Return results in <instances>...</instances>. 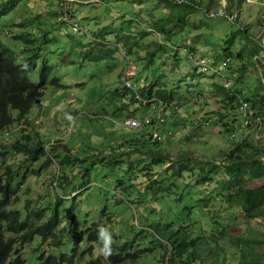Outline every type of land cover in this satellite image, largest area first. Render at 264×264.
Here are the masks:
<instances>
[{"label":"rangeland","instance_id":"rangeland-1","mask_svg":"<svg viewBox=\"0 0 264 264\" xmlns=\"http://www.w3.org/2000/svg\"><path fill=\"white\" fill-rule=\"evenodd\" d=\"M8 1L0 0V4ZM63 10L83 31H72L63 20ZM177 25L180 27L175 28ZM179 28L182 30L176 32ZM164 30L172 32L169 35ZM247 34L263 45L264 0H22L0 20V38L17 54L25 44L14 40L15 35L31 36L35 41L40 57L30 75L33 83H39L46 65L51 70L49 85L29 114L33 126L28 128L39 133L47 156L54 159L46 164L42 157L24 167L15 207L20 208L25 198L34 206L45 207L62 197L61 213L73 231L84 232L101 221L109 244L128 242L132 251L154 249L137 264H167L164 257L172 246L152 240L150 235L157 223L173 222L174 229L191 223L195 236L211 235L219 227L232 233L230 237H261L264 218L247 221L240 206L231 207L218 196L222 166L211 181L202 182L198 176L212 163H225V153L242 140L231 136L235 124L241 125L239 111L223 103L225 95L219 87H226L240 100L255 94L264 98V63L248 58L255 45L250 37L245 39ZM179 47L193 49L217 67L211 64L208 72L196 71ZM226 48L232 54H225ZM240 50L243 58L238 59ZM151 51L153 60L149 62ZM230 56L231 62L223 65ZM213 67L219 72L213 73ZM125 76L134 90L146 94L156 86L172 95L167 106H179L177 115L183 121L171 117L173 137L155 145L150 136L156 129L138 131L124 124L131 113V118L141 121L145 115L141 102L133 98L134 91L126 88ZM53 79L64 87L51 85ZM214 114L219 120L205 126ZM224 123H229L230 132ZM15 129L8 131L10 136H15ZM247 138L264 149V130L260 136L254 133ZM149 149L164 155L165 162L154 165ZM65 156L70 163L59 165ZM183 166L188 170L178 174ZM84 172L89 173L85 179ZM63 173H68L69 181H58ZM153 180L168 190L144 197ZM249 187H264V179ZM83 239L75 264L96 260L105 244L100 236L94 254L81 257L89 249ZM229 239L219 240L227 245L229 263L239 264L241 254ZM36 241L24 248L26 264H39V253L33 252ZM72 247V239L67 237L62 250Z\"/></svg>","mask_w":264,"mask_h":264},{"label":"trees","instance_id":"trees-1","mask_svg":"<svg viewBox=\"0 0 264 264\" xmlns=\"http://www.w3.org/2000/svg\"><path fill=\"white\" fill-rule=\"evenodd\" d=\"M21 1L10 0L0 4V20L12 12ZM178 27L180 26H175V28ZM181 30L182 28H179L176 32ZM163 32L170 35L172 31L164 30ZM242 32L246 33L247 30L243 29ZM27 35H15L13 37L14 40L23 41L25 46L27 45L24 46L21 54L13 51L0 38V264H26L23 257L24 248L33 244L36 239L39 243L36 241L37 247L33 252L34 254L39 253L37 257L39 264H75L79 245L83 242L84 237L89 243V247H87L89 249L87 252L83 251L80 256L84 257L87 253L94 254V244L100 240L99 230L101 227L104 228L101 221H96L92 227L79 233L73 231L71 225L70 227L65 225V217L61 213L64 202L62 197L56 198L54 202H50L45 207L34 206L31 199L28 198L24 199L20 208L15 207L14 203L19 196L18 188L21 184L19 178H25V173L22 176L20 174L24 167L29 163L38 162L42 157L46 158V164L51 163L54 159L53 156H47L46 144L39 133L32 132L28 128L33 126V120L29 118V114L44 95V91L49 85L51 70L47 65L43 68L38 84L30 80V75L36 68V61L40 57V50L39 47L34 46L35 41L30 39L31 36L28 37ZM250 36L247 34L245 39ZM251 39L255 48L251 49L248 57L250 61L254 60L263 50L257 39ZM153 53L154 51L149 53V62L153 60ZM225 54H232V51L226 48ZM237 58H243L241 50L238 52ZM262 76L264 78V72ZM50 84L56 88L64 87L58 79H53ZM219 88L220 92L225 95L223 103L237 108L241 100L231 95L232 92L226 87L220 86ZM139 93L142 96L156 95L168 105L173 101L172 95L168 94L165 89L156 86H152L146 94L143 91H139ZM239 96L242 98L240 94ZM252 96V99L246 100L251 102L252 107L259 111L257 115L263 118L264 122V98L257 94ZM133 98L139 101L136 94ZM231 100H233L234 105H231ZM131 114L127 117L134 115V113ZM223 126L227 128L229 123H224ZM12 127L16 128L14 130L15 136H10L8 133ZM230 131L227 128V132ZM147 153L153 157L152 163L154 165L165 162L166 157H163L164 155L157 154L152 149H149ZM224 156L225 163L223 162L222 165L212 163L209 170L201 169L202 175L199 174L198 176L201 177L202 182L211 181L212 175L215 176L217 170H220L219 166H222L223 180L219 183L221 187L220 192H218V196L224 198L222 201L231 207L240 206L247 221L264 218V187L254 189L249 187L250 183L264 179V149L259 143L246 137L237 142ZM120 162L117 161L116 164H120ZM67 163H70V158L65 156L60 160L59 165ZM173 165L171 163L169 166L170 170ZM182 170H188V167L180 168L178 174H181ZM63 174L59 176L58 181L62 179L69 181L70 179H67L68 173ZM88 176L89 173L84 172V179ZM155 180L152 181L153 185L147 187V190L142 194L144 197L153 195L154 192L158 195V192L168 190L159 187ZM118 182L124 184V180H118ZM58 186L64 188L63 183H59ZM173 224V222L157 223L150 228L152 240L160 241V243L166 241L172 246V250L167 251L164 257L165 263L230 264L225 256L227 245H222L219 240L226 241L229 238L230 243L236 246L241 254L239 264H262L264 261V233H261V237H230L233 234L229 233L226 228L217 227L211 235L195 236L190 231L191 223L184 222L175 229ZM67 237L71 238L73 243V247L67 251L68 253L62 250ZM49 249L55 252L47 253ZM131 249L132 245L128 242L123 245L108 243L107 247L104 244L100 256L86 264H137L141 257L154 251L153 248L136 251ZM57 250H62V252L56 254Z\"/></svg>","mask_w":264,"mask_h":264},{"label":"built area","instance_id":"built-area-1","mask_svg":"<svg viewBox=\"0 0 264 264\" xmlns=\"http://www.w3.org/2000/svg\"><path fill=\"white\" fill-rule=\"evenodd\" d=\"M69 17L70 14L67 12V10H63V20L71 26L72 31L74 33L83 31L84 28L77 22L73 21L71 17L69 19ZM262 42L263 45L262 43L261 45L263 47V50L256 57V59L261 60L264 63V37H262ZM177 49H180V51H183L188 56V58L193 62L196 71L198 70L199 72L203 73L212 70V65L214 64V62L210 58H206L204 55L202 56L195 53V51H192L189 47H179ZM230 62L231 58L228 57L222 62V64L228 65ZM214 72H219V70L213 67V73ZM262 80L264 82V78H262ZM124 81L126 84V88L134 91V93L136 94L137 99L141 102L142 109H144L145 114L143 116V121L127 117L124 121V124L138 131L145 127H152L156 129L155 132L150 136L153 142L160 143L166 141L168 138L173 137L174 132L172 130H169L168 125H170L169 122L172 120L171 117L174 118V114L178 113L179 106L169 107L167 106L165 101L158 98L156 95L142 96L138 90L133 89L132 84L129 83L126 76L124 77ZM237 110L239 111L237 121H240L241 125L238 126L237 124H235L236 131H231L232 138H237L239 140L249 137L254 133L256 134V136H260L264 130L263 118L258 116L257 113L253 111L250 102H248L247 100H241L237 107ZM218 120L219 116L214 114L208 121L205 122V126H210V123L212 121L216 122ZM240 129H243V131H240Z\"/></svg>","mask_w":264,"mask_h":264},{"label":"clouds","instance_id":"clouds-1","mask_svg":"<svg viewBox=\"0 0 264 264\" xmlns=\"http://www.w3.org/2000/svg\"><path fill=\"white\" fill-rule=\"evenodd\" d=\"M99 234L104 239L105 246L107 247V244L110 241V237L107 234V230L105 228L101 227L99 230Z\"/></svg>","mask_w":264,"mask_h":264},{"label":"crops","instance_id":"crops-1","mask_svg":"<svg viewBox=\"0 0 264 264\" xmlns=\"http://www.w3.org/2000/svg\"><path fill=\"white\" fill-rule=\"evenodd\" d=\"M175 117H177V118H178V117H179V115H177V114L175 113V114H174V118H175ZM179 118H180V117H179ZM179 118H178V119H179ZM178 119H177V120H178ZM179 120H180V119H179ZM180 121H181V122H183L182 120H180ZM168 127L170 128V127H172V126H171V125H168ZM172 128H173V127H172ZM150 140H151V139H150Z\"/></svg>","mask_w":264,"mask_h":264},{"label":"water","instance_id":"water-1","mask_svg":"<svg viewBox=\"0 0 264 264\" xmlns=\"http://www.w3.org/2000/svg\"><path fill=\"white\" fill-rule=\"evenodd\" d=\"M262 264H264V261H263V263Z\"/></svg>","mask_w":264,"mask_h":264}]
</instances>
